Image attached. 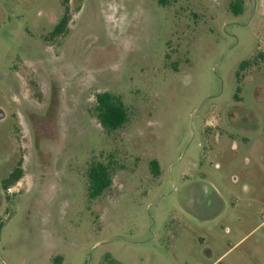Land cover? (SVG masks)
Instances as JSON below:
<instances>
[{
    "label": "rangeland",
    "instance_id": "1",
    "mask_svg": "<svg viewBox=\"0 0 264 264\" xmlns=\"http://www.w3.org/2000/svg\"><path fill=\"white\" fill-rule=\"evenodd\" d=\"M233 1L0 0V264H264V0Z\"/></svg>",
    "mask_w": 264,
    "mask_h": 264
},
{
    "label": "trees",
    "instance_id": "2",
    "mask_svg": "<svg viewBox=\"0 0 264 264\" xmlns=\"http://www.w3.org/2000/svg\"><path fill=\"white\" fill-rule=\"evenodd\" d=\"M162 6H166V0H159ZM230 11L235 16H240L244 12L243 0H235L229 5ZM69 13L66 12L62 20L55 28L52 37L62 36L68 27ZM249 62H243L240 65L241 69H245ZM94 115L99 121L103 129L108 133H114L121 130L129 122L128 108L122 101V98L109 92L99 93L96 96V105L94 107ZM151 171L155 176H159L160 167L156 160L150 163ZM23 171L21 167H17L10 177L3 181L2 186L4 190L10 189L14 186L17 180L22 178ZM88 196L90 199H96L105 193L112 184V175L110 165H105L101 162L93 163L88 169ZM3 224H0V235L3 229ZM63 261L62 257L55 259V264ZM107 264H118L112 259H107Z\"/></svg>",
    "mask_w": 264,
    "mask_h": 264
},
{
    "label": "flooded vegetation",
    "instance_id": "3",
    "mask_svg": "<svg viewBox=\"0 0 264 264\" xmlns=\"http://www.w3.org/2000/svg\"><path fill=\"white\" fill-rule=\"evenodd\" d=\"M5 119V114L3 112V110L0 108V121L4 120ZM14 172V171H13ZM23 178V176H22ZM20 178L19 180H17L15 183H19V181L22 179Z\"/></svg>",
    "mask_w": 264,
    "mask_h": 264
}]
</instances>
